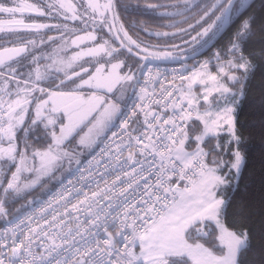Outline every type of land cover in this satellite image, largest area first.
Returning <instances> with one entry per match:
<instances>
[{"label": "snow or ice", "instance_id": "1", "mask_svg": "<svg viewBox=\"0 0 264 264\" xmlns=\"http://www.w3.org/2000/svg\"><path fill=\"white\" fill-rule=\"evenodd\" d=\"M255 128L264 0H0V264H264Z\"/></svg>", "mask_w": 264, "mask_h": 264}, {"label": "trees", "instance_id": "2", "mask_svg": "<svg viewBox=\"0 0 264 264\" xmlns=\"http://www.w3.org/2000/svg\"><path fill=\"white\" fill-rule=\"evenodd\" d=\"M260 73L259 70L254 83V93L259 91ZM258 119V110L246 107L241 114V123L243 124L246 135L249 131L250 122ZM252 135L248 137V161L247 168L244 173V183L248 186V194L254 202L258 203L262 192V180H264V146L261 144L259 129H251ZM243 187V185H242Z\"/></svg>", "mask_w": 264, "mask_h": 264}]
</instances>
